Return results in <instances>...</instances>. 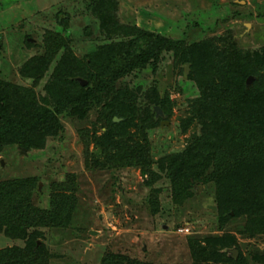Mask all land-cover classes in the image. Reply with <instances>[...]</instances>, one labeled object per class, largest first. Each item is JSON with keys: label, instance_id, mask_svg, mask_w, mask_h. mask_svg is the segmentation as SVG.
Wrapping results in <instances>:
<instances>
[{"label": "trees", "instance_id": "obj_1", "mask_svg": "<svg viewBox=\"0 0 264 264\" xmlns=\"http://www.w3.org/2000/svg\"><path fill=\"white\" fill-rule=\"evenodd\" d=\"M87 7L91 19L83 35L94 36L92 50L79 58L71 38L47 31L43 53L19 69L30 87L0 81V155L8 148L42 151L49 139L63 132V117L80 121L95 113L91 129L80 130L88 168H139L150 189L147 202L153 213L160 192L153 186L161 175L176 204L192 197L197 185H211L217 228L240 220L239 235L264 239V46L241 50L227 42V36L187 43L120 23L117 0H89ZM67 18H57L65 29ZM165 55L181 75L183 64L190 63L187 80L198 93L187 100L185 116L179 119V133L190 134L186 144L154 160L148 132L158 128L162 118L152 109L160 99L156 83L142 91L122 80L148 67L155 72ZM248 77L253 78L250 84ZM38 180L0 177V235L23 241L22 246L0 249V264H48L47 249L37 244L41 229H65L72 223L74 174L52 183L48 207L32 201ZM188 247V264H264V252L244 254L229 232L190 239ZM231 249L237 250L236 259ZM100 264L152 263L106 253Z\"/></svg>", "mask_w": 264, "mask_h": 264}, {"label": "rangeland", "instance_id": "obj_2", "mask_svg": "<svg viewBox=\"0 0 264 264\" xmlns=\"http://www.w3.org/2000/svg\"><path fill=\"white\" fill-rule=\"evenodd\" d=\"M88 4L89 0H0V81L30 87L31 82L20 76L19 69L29 58L43 53L47 31L71 38L79 58L92 50L94 36L83 35L91 19ZM58 15L68 16V28L58 23ZM116 15L124 25L187 43L227 36V42L241 50L264 46V0H117ZM28 40L35 46L29 47ZM163 57L155 72L148 67L122 80L142 91L156 83L160 99L155 107L162 118L160 126L148 132L154 160L186 144L190 134L179 133V119L185 116L187 100L198 93L187 80L189 72L184 75L183 69L179 74L171 57ZM94 118L95 113L80 121L63 117V132L49 139L42 151L21 153L8 148L0 155L1 178H39L32 201L40 207H48L52 183L64 182L67 173L75 176L77 201L72 223L65 229L42 228L43 236L37 240L50 255L48 264H100L106 253L152 264H188L190 239L222 236L224 232L237 238L244 254L264 252L263 238L239 235L242 221L217 228L211 185H197L192 197L176 204L168 180L161 175L153 186L160 190L158 209L153 213L147 202L150 189L139 168H88L80 130L91 129ZM89 151H94L93 145ZM152 169L156 172V165ZM22 245L23 241L0 235V249Z\"/></svg>", "mask_w": 264, "mask_h": 264}, {"label": "water", "instance_id": "obj_3", "mask_svg": "<svg viewBox=\"0 0 264 264\" xmlns=\"http://www.w3.org/2000/svg\"><path fill=\"white\" fill-rule=\"evenodd\" d=\"M189 66H190V63H185V64H184V67H183V69H184V75H186V74L189 72ZM76 80H77L78 82H80V84H82V85L86 84V82H85L84 80H82L81 78H76ZM252 80H253L252 77H248V79H247V84H250ZM155 111H156V116H159V115L161 114V112H160V110H159L158 107H155ZM114 120L116 121V120H118V119L115 118ZM24 152H25V149H22V150H21V153H24ZM1 164H3L2 161H1ZM229 253H230V255H231L232 258H234V259L237 258V254H238V252H237L236 249H231V250H229Z\"/></svg>", "mask_w": 264, "mask_h": 264}]
</instances>
